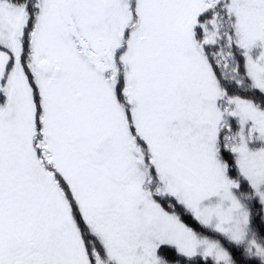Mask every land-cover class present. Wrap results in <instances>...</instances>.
Masks as SVG:
<instances>
[{"label":"snow or ice","instance_id":"1","mask_svg":"<svg viewBox=\"0 0 264 264\" xmlns=\"http://www.w3.org/2000/svg\"><path fill=\"white\" fill-rule=\"evenodd\" d=\"M0 264H264V0H0Z\"/></svg>","mask_w":264,"mask_h":264}]
</instances>
